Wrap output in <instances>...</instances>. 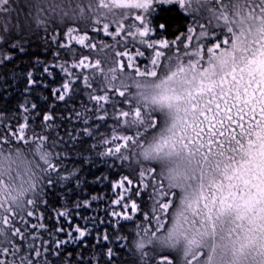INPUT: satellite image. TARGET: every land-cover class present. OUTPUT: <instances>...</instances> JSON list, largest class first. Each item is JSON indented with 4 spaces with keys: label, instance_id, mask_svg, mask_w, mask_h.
Returning <instances> with one entry per match:
<instances>
[{
    "label": "snow or ice",
    "instance_id": "1",
    "mask_svg": "<svg viewBox=\"0 0 264 264\" xmlns=\"http://www.w3.org/2000/svg\"><path fill=\"white\" fill-rule=\"evenodd\" d=\"M163 5L191 17L185 30L172 33L162 16L154 21ZM117 11L89 26H66L64 40L55 29L58 50L44 66L65 74L52 89L56 100L69 98L80 81L94 103L95 115L83 102L76 113L85 126L70 134L73 143L81 133L95 137L87 154L76 155L89 164L96 157L117 161L127 173L112 181L121 189L107 209L115 239L131 247L137 264H264V0H129ZM74 41L88 54L71 48ZM59 49L66 59H57ZM28 83L38 81L30 75ZM54 120L53 110L44 112L45 127L38 130L27 118L13 123L0 117V264H99L100 252L85 258L66 249L87 246L103 217H85L84 226L74 222L65 196L54 210L56 223H43L39 208L50 191L83 187V166L69 169L72 153L59 151L60 138L46 134ZM22 196V204L11 203ZM100 199L90 194L72 207L93 208ZM95 239L109 241L110 235L105 230ZM103 255L111 261L118 254L110 246Z\"/></svg>",
    "mask_w": 264,
    "mask_h": 264
},
{
    "label": "trees",
    "instance_id": "2",
    "mask_svg": "<svg viewBox=\"0 0 264 264\" xmlns=\"http://www.w3.org/2000/svg\"><path fill=\"white\" fill-rule=\"evenodd\" d=\"M53 7L56 9V12L59 10L55 5ZM45 11L47 12V7ZM27 13L26 24H28V28L23 32L24 23H20L18 27L20 31H16L15 34L9 37L7 43L1 47L0 117H4L13 123L22 122L27 118L30 126H36L39 130L41 127H45L42 121L44 112L53 110L55 120L51 122L52 127L47 129L46 134L50 136V139L60 138L59 151H63L66 148L72 153L65 161L69 169H71L73 164L83 166L81 172L78 174L83 178L82 188L74 184H68L67 187L72 189L71 192L66 191L64 186L59 185L54 192L50 191L47 197L48 204L39 208L40 211L45 213L43 223L48 225H54L56 223L54 210L64 206V197L67 196L68 207L71 208L74 222H78L84 226L85 217H95L98 215L104 218L103 221L97 220L91 228V232L86 238L88 242L87 246L83 242L70 243L66 249L67 252L72 253L73 256L80 252L85 258L92 255L93 252H100L99 264H137V258L131 247L122 246V243L115 239L114 218L107 211L108 208L114 207L110 204V200L114 199L116 194L121 191L119 188H113L112 181L119 179L121 174L127 173L122 172L117 161L109 162L104 157H96L92 164L87 163L83 156H77L76 153L82 152L87 154L90 151L89 145L94 141L95 137L85 136L81 133L82 138L77 139L73 143L72 135H70H74L77 129L85 126L83 120L76 116V113L82 111L81 102L87 108L92 109L91 114L95 115L94 103L89 102L86 95L88 90L80 81H77L73 86V94L69 98H66L65 101L60 102L56 100V95L58 94H54L52 89L54 86L58 87L62 84L65 79V74L58 67L55 68V74L44 71V66L53 60L55 51L58 50V42L54 43L52 36L53 31L59 29L60 40H64V28L66 26L76 25V23L69 18V14L66 15L64 12L63 16H58L54 13V17H50L38 12L36 7H32V10ZM161 16L165 18L161 22L167 24L172 33H175L177 30H185L184 26L191 23V17L188 14L170 5L161 6L153 17L154 21ZM104 39L103 41L107 40V38ZM70 47L84 54H88V50L84 46L78 45V42L74 41ZM59 50L62 55L57 59H66L64 49ZM92 55L94 56L95 54L92 53ZM30 75H34L38 83L29 85ZM31 103L37 105L35 110L30 108ZM53 104H55L54 108H52ZM24 105L29 106L27 113L23 109ZM69 113H72V116H69ZM91 123L95 124L97 121H92ZM107 123L111 124L112 122L108 121ZM107 130L104 127V123L101 122L100 131L106 132ZM98 175L106 176L107 179L96 181L95 177ZM129 188L131 189V186ZM94 193H99L101 199L94 201L93 208L85 207L76 209L72 207V204L77 198H89L90 194ZM132 198H135V195ZM29 219L31 223H37L35 217H30ZM60 223L65 227L70 226L63 219ZM105 230L108 231L110 240L104 241L101 239L97 241L95 239L96 234H103ZM40 231L41 235L47 239V232L45 230ZM121 234L128 235L126 231ZM55 235L63 238V234ZM132 242L133 244L137 243L135 237L132 238ZM38 243H42V241H38ZM128 243L129 245L131 244V239H129ZM110 246L113 247L114 253L118 254L114 255L111 261L103 255V250Z\"/></svg>",
    "mask_w": 264,
    "mask_h": 264
},
{
    "label": "rangeland",
    "instance_id": "3",
    "mask_svg": "<svg viewBox=\"0 0 264 264\" xmlns=\"http://www.w3.org/2000/svg\"><path fill=\"white\" fill-rule=\"evenodd\" d=\"M128 2L129 0H66L65 3L55 5H64L65 8L64 11L59 9L55 14L58 16H63L64 13L69 14V18L74 20L73 22L76 23L78 28H81L80 22L82 21H87L86 26H88L93 19H103V10L109 5L118 8ZM32 7H35L34 0H0V54H2L1 47L7 43L9 37L15 34L16 31H20L18 29L20 23H24L23 32L28 28V24H26L27 12L31 11ZM81 9L83 10L82 15L80 14ZM82 30H89V36L92 39L96 38L103 41L104 38H107L106 41L113 42V38L97 30Z\"/></svg>",
    "mask_w": 264,
    "mask_h": 264
},
{
    "label": "clouds",
    "instance_id": "4",
    "mask_svg": "<svg viewBox=\"0 0 264 264\" xmlns=\"http://www.w3.org/2000/svg\"><path fill=\"white\" fill-rule=\"evenodd\" d=\"M65 2H66V0H34V6L37 8L38 12L44 13L46 16L54 17V13L56 12V9L53 7V5L65 3ZM44 6L47 7V12L45 11ZM118 14L119 13L117 11V8L113 7L111 5H109L107 8H105L103 10L104 18H112L113 16H116ZM86 23L87 22L82 21V22H80V26H82V27L86 26ZM108 83L118 85L119 81H111V80H108V81L102 80L101 81V84L105 85V86ZM24 198L25 197L22 196L18 200H11V203H13L14 205L22 204ZM157 243H159V242L157 241Z\"/></svg>",
    "mask_w": 264,
    "mask_h": 264
}]
</instances>
